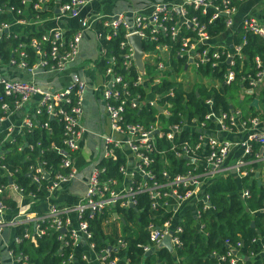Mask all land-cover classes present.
I'll use <instances>...</instances> for the list:
<instances>
[{"label":"built area","instance_id":"2783aa9c","mask_svg":"<svg viewBox=\"0 0 264 264\" xmlns=\"http://www.w3.org/2000/svg\"><path fill=\"white\" fill-rule=\"evenodd\" d=\"M94 1L97 0H66L63 3L60 0H19L18 6L1 2L0 41L20 36L28 38L34 33L28 29L31 26L54 17H77L82 7ZM241 1L158 3L148 16L134 11L110 16L96 13L80 19L77 29L55 27L39 31V39L30 37L25 42L19 41L8 49L6 57L0 55V235L6 230L12 231L6 247L10 264H28L26 255L18 250L20 244L50 234H55L60 246L70 248L61 264H79L78 261L118 264L115 254L124 242L118 239L113 245L106 243L105 248L95 250L87 219L104 215L102 226L106 227L112 219L119 218L118 212L138 206L139 197L146 198L150 222L145 227L147 239L138 247L144 254L152 253L167 237L171 253H174L179 245L180 214L189 210L196 217L200 211L212 209L205 192L210 183L228 176L238 181L246 177L264 181V118L229 103L226 109L215 107L212 99L201 101L204 112L200 116L174 113L164 98L172 97L174 88L158 93L149 90L165 81L187 89V78L174 77L180 69L190 76L191 72L201 76L197 72L203 67L222 73L221 80L203 76L215 82L203 84L206 87L216 88L234 80L230 67H233L235 56L238 60L244 58L240 45H231L230 49L212 45L206 24L195 15L187 16L186 7L199 10L202 16L209 12L207 24L220 18L226 28L231 25L232 15ZM29 10L48 11L51 16L38 18L30 15ZM240 25L258 35L264 44V25L252 17L243 18ZM87 30L95 33L99 43L97 61L105 60L99 72L101 84L95 92L99 93L105 110L107 132L100 135L103 151L88 164L82 196L75 204L61 207L59 194L76 176L73 160L86 132L81 121V98L86 84L73 73L65 87L51 89L40 86L33 76L36 72L67 70L78 55L82 32ZM119 30L123 31L119 42L122 54L119 62H115L113 55H106L102 41L111 40ZM132 35L140 38L141 46L151 45L148 50L142 46L140 70L134 64L133 50L128 43ZM252 62L254 72H245L238 79L243 95L245 92L252 94L262 85L264 54L253 56ZM131 66L135 69L132 78L118 72L121 69L127 73ZM14 70L23 71L31 78L13 77ZM140 91L144 93L142 98ZM260 96L259 93L255 98L257 107L251 106L253 111L259 110ZM149 107L155 113L147 126L127 120V110L133 112ZM160 116L164 123L159 120ZM172 117L176 119L169 123ZM51 122H54L53 131ZM34 132H39L37 138L29 136ZM10 146L17 152L26 150L21 160L27 162L25 174L32 187L28 193L14 181L17 169L11 170L4 163ZM36 148L37 154L30 157ZM48 151L61 155L58 168L47 166L43 154ZM117 157L123 161L116 167V176H108L102 161ZM170 165L173 173L168 170ZM235 193L240 200L249 197L245 186L237 188ZM257 211L263 212L264 207ZM253 213L255 211L250 212ZM239 246L237 242L235 247ZM259 249L251 256L264 255V247L261 245ZM90 255L94 256L93 260ZM239 259L241 255L231 246L217 256L216 264H237ZM175 263L180 264L177 259Z\"/></svg>","mask_w":264,"mask_h":264},{"label":"trees","instance_id":"16d2710c","mask_svg":"<svg viewBox=\"0 0 264 264\" xmlns=\"http://www.w3.org/2000/svg\"><path fill=\"white\" fill-rule=\"evenodd\" d=\"M66 0H60L61 3ZM6 5L18 6L19 0H0ZM187 16L195 15L200 22L206 24V31L209 37H214L221 33L225 27L220 18L213 23L207 24L206 16H202L199 10H193L191 7H186ZM30 15L44 18L51 16L48 11H32L29 10ZM4 19V16H1ZM99 27V26H98ZM122 30L118 31L117 36L109 41H102V45L106 49V55H113L115 62H119L122 54V49L119 47V42L122 40ZM67 35L69 33H66ZM39 33H31L28 38L22 36L18 38H9L0 41V55L6 57L8 49L15 47L19 42H25L30 37L39 39ZM243 40V43L241 41ZM232 45H240L242 60L234 57L233 67H230L234 72V80L229 84H224L219 87H206L201 83H195L190 89H183L180 84L170 82H162L161 85H153L149 87L152 93H158L168 88H174L172 97H164L168 100L169 108L175 112H188L191 116H200L204 112V107L201 101L212 99L213 105L221 106L223 109L227 108L228 100L231 98V92H240L238 79L245 72L253 73L255 68L252 62L253 56H262L264 54V44L262 39L249 31H246L239 26L235 29ZM144 50H148L151 45L146 46L142 44ZM172 48L175 46L170 44ZM173 64V60H171ZM98 72H101L105 65V60L101 58L95 63ZM122 75L127 74L132 78L135 74V69L131 66L127 73L121 69L118 70ZM201 76H215L221 80L222 73L216 71L211 72L209 67L199 68L198 72ZM131 90H136L131 88ZM141 98L143 92L140 91ZM258 111H253L251 107L247 108L254 115L264 118V90L260 92ZM249 102L251 96L244 94L243 100ZM243 103H238L237 106L242 107ZM243 109V108H241ZM244 110V109H243ZM155 111L152 107L149 109H141L130 111L127 110V120L137 122L143 126H147L149 122L153 121ZM175 117L169 118L168 122L175 121ZM159 120L164 123V119L160 116ZM52 124V131L54 122ZM30 137L37 138L39 132H34ZM29 136H26L30 139ZM7 151L4 163L9 169H17L14 175V181L23 188L24 193L32 190L28 183V177L25 174L26 163L22 162V157L26 150L20 152L16 151L14 146ZM8 147V148H10ZM38 152V148L31 152L30 157H34ZM75 155V153H72ZM60 154L54 152H45L43 158L47 160V166L53 169L58 168ZM123 160L107 159L103 160L102 164L108 169L107 174L116 176V167ZM172 165V164H171ZM169 166V172L173 173L172 166ZM66 169L63 170V172ZM245 186L249 191V197L240 200L235 193L236 189ZM209 197L212 209L200 211L199 215L194 217L189 210L183 211L178 217V224L181 231L178 233L179 245L175 248L174 253L168 252L166 248L156 249L150 254L142 253L138 244H143L147 239L145 227L150 222L149 211L146 206V198H138V206L135 208H128L125 211L118 212L119 218L112 219L111 223L106 227L102 226L104 215L88 218L89 229L92 233L91 241L94 243V249L99 250L106 247V243L113 245L116 240L120 239L124 242L122 248L117 249L115 257L119 260L118 264H176L177 259L180 264H216L217 256L226 252L228 247H234L237 253L241 255V259L237 260V264H264V255L252 257L260 251V246L264 247V211L259 212L258 209L262 206L264 200V181L258 182L255 178H242L241 180H234L228 176L222 179H216L210 183L206 190ZM145 206L142 204V202ZM255 213L250 214V212ZM106 215V214H105ZM86 219V216L84 217ZM117 225V226H116ZM255 240V241H253ZM225 241V243H224ZM239 242L240 246L235 247ZM18 250L26 255L28 264H61L64 258L70 251L69 247L60 246L55 239V234L40 237L34 241L23 242L20 244ZM113 255V252H111ZM126 259V262L123 261ZM79 264H86L83 261H78ZM226 264V263H224Z\"/></svg>","mask_w":264,"mask_h":264},{"label":"crops","instance_id":"0c3cea01","mask_svg":"<svg viewBox=\"0 0 264 264\" xmlns=\"http://www.w3.org/2000/svg\"><path fill=\"white\" fill-rule=\"evenodd\" d=\"M182 1L183 0H97L82 7L77 17H54L47 19L42 23L35 24L28 29L30 32L33 31L34 33L39 31H49L55 27H61L63 29H77L80 19L91 17L96 13H102L110 16L116 13H129L134 11L142 16H148L155 4H179ZM246 17H252L258 24L264 25V0H243L238 3L235 12L232 15L231 25L226 27L218 35L211 37V44L230 49L234 31L239 26L241 20ZM99 52L100 47L95 33L92 30L83 31L78 46V55L68 66L67 70L62 73H49L43 71L36 72L33 76L35 82H37L40 86L51 89H60L65 87L69 84L70 75L73 73L78 75L79 78H81L86 84L81 98V107L83 112L81 121L86 128V132L82 138L81 149L85 147L88 148L87 158L81 157V154L79 153L75 156L73 163L77 168V173L72 181H70L67 185H64L59 194V205L61 207L75 204V201L82 196L84 192V182L88 173V164L91 163V159L99 157L103 151V143L100 139V135L107 132V120L99 93L95 92V88L101 84V74L94 66L98 59ZM11 75L23 80L31 78L30 75L23 71L14 70ZM194 76V78L190 75L187 77L189 82L187 89H190L195 83H202L204 85H212L215 83L210 78L198 75ZM263 89L264 76L262 78V85L254 89L252 94L251 92L244 93L251 96L249 102H242L243 94L239 92L238 103H243L241 108H243L245 112L250 113V111H247V108L251 107V101L257 98L258 94ZM227 100L229 104H233L231 102V98ZM93 139L96 140L97 144L91 150L89 145H92L93 147ZM11 233V230H6L2 233V235H0V264H10V259L6 254V247L9 245ZM90 257L92 260L94 259L93 255H90Z\"/></svg>","mask_w":264,"mask_h":264},{"label":"water","instance_id":"95a60500","mask_svg":"<svg viewBox=\"0 0 264 264\" xmlns=\"http://www.w3.org/2000/svg\"><path fill=\"white\" fill-rule=\"evenodd\" d=\"M128 43L132 47L133 50V59H134V64L137 66L138 70L142 68L141 66V55H142V46H141V41L140 38L136 35H132L128 38ZM250 105L254 108L257 107V100L253 99L250 103ZM115 216V215H114ZM157 248H166L168 252H172L169 240L167 237L163 238L160 243L157 245ZM148 252L147 254H149Z\"/></svg>","mask_w":264,"mask_h":264},{"label":"rangeland","instance_id":"374dc122","mask_svg":"<svg viewBox=\"0 0 264 264\" xmlns=\"http://www.w3.org/2000/svg\"><path fill=\"white\" fill-rule=\"evenodd\" d=\"M191 69H192V67H190V70ZM151 72L153 73V69L151 70ZM153 75H155V73H153ZM175 76H177L179 78H182V79H186L187 77H189V73L187 71H183L182 69H180V70H178L177 74H174V77ZM191 77H193V78L195 77L192 72H191ZM229 93H231V102L233 103L232 105H235L236 106L237 103H238V96H239V94L238 93H235V92H231V91H229ZM245 101H246V99L243 100V102H245ZM92 143H94L93 144V147H92V145H89V148L91 150L97 144L95 139L92 140ZM87 152H88V148L85 147L83 149H80L78 153L81 154L80 155L81 157L87 158Z\"/></svg>","mask_w":264,"mask_h":264}]
</instances>
